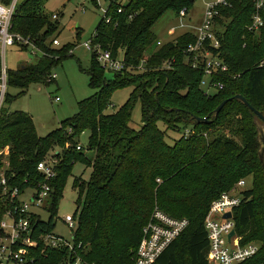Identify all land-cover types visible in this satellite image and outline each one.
<instances>
[{"label":"trees","instance_id":"16d2710c","mask_svg":"<svg viewBox=\"0 0 264 264\" xmlns=\"http://www.w3.org/2000/svg\"><path fill=\"white\" fill-rule=\"evenodd\" d=\"M108 1L112 20L106 23L102 18L94 42L114 57L123 56L126 67L112 71L108 79L91 54L89 84L97 92L79 101L78 112L45 136L39 135L28 112H11L7 106L31 84L56 81L54 67L74 55L69 52L76 44L50 48L54 44L52 40L48 45V39L58 25L42 12V0L19 1L13 17L12 31L31 37L42 55L16 69L6 66L7 87L20 88L16 96L6 90L0 107V150L10 148L8 183L21 190L43 184L46 179L38 163L51 153L60 158L57 176L50 181L53 192L47 208L51 216L48 222L37 223L38 242L29 251V264H66L78 256L86 264H134L142 229L155 207L190 222L157 264H209L204 221L210 205L250 176L253 185L242 191L245 198L235 209L234 219L240 243L259 240L261 250L255 260H264V168L258 155L257 116L236 98L215 114L223 100L237 94L264 114V26L259 34L247 29L255 10L253 0H231L232 6L222 9L218 18L220 57L228 70L214 77L224 87L211 95L201 87L202 67L188 62L186 49L195 41L194 32H185L146 55L157 42L154 27L160 18L169 10L177 15L183 8L189 11L195 0H128L121 13L116 0ZM168 61L170 68L165 67ZM2 66L0 54V82ZM124 86H134L129 99L116 112L107 113L112 91ZM137 101L142 111L139 129L131 126ZM187 129L193 131L189 136L184 135ZM85 130L90 132L88 148L95 151L92 158L76 149ZM168 131L180 133L173 144L166 139ZM77 161L92 172L88 181L74 180L79 189L74 248H52L38 235L53 231L64 185ZM3 166L0 155V172Z\"/></svg>","mask_w":264,"mask_h":264},{"label":"built area","instance_id":"2783aa9c","mask_svg":"<svg viewBox=\"0 0 264 264\" xmlns=\"http://www.w3.org/2000/svg\"><path fill=\"white\" fill-rule=\"evenodd\" d=\"M116 1L120 4L117 11L121 13L123 6L128 0ZM18 2L19 0H0V54L2 53L3 65L0 82V107L7 90V73L4 60L6 48L13 45H26L29 48L39 50L31 37H25L12 31L13 17ZM253 2L255 10L247 29L252 33L259 34L264 26V0H253ZM231 6V0H206L202 24L194 32L195 41L189 44L186 49L188 62L193 67H202L204 71L201 87L214 88L216 91L224 87L220 81L214 80L215 76L228 70V65L220 57V31L222 30L221 25L218 23V18L222 16V9ZM187 14L188 9L183 8L180 10L178 17L182 19ZM51 17L54 20L59 18L57 13L52 14ZM103 18L106 23L112 20V17L108 15V9L104 11ZM170 33H174V28L170 30ZM95 37L96 33L94 32L91 38L84 43V46L96 56L97 61L105 70H123L126 67L124 57H114L111 51L102 48L100 44L94 42ZM53 44L59 45L60 42L57 38H54ZM162 44L163 42L157 40V47ZM261 64L264 65V61ZM165 67L170 68L171 61L166 62ZM142 68L143 65L141 66ZM52 78L56 79L57 75L54 73ZM204 90L206 95L212 94L208 90ZM56 100H59V98ZM191 133L193 131L187 129L184 135L189 136ZM76 149L81 150L83 146L78 144ZM9 153V146L0 150V155L4 154V158L8 161V163H5V160H2L4 166L0 172V213L2 214L0 220V264H29L31 263L29 251L38 242L37 223L41 220L39 214L32 211V207L40 208L48 203L53 192V186L50 181L57 176V166L60 163V158L51 153L38 163L37 168L46 179V182L36 187H28L32 189L33 193L30 201L26 202L22 201L20 197L28 188L21 190L18 186H12L8 183L5 171L9 167ZM157 181L160 182L161 179L158 178ZM245 185V178L237 183L240 188ZM244 198L242 191H224L211 203L204 221L209 241V264H264V260H255L259 256L261 244L254 241L242 245L240 243L241 237L238 236L236 231L234 211L242 204ZM227 212L232 213L231 217H224ZM63 220L73 230L74 235V231L77 228L74 214L65 215ZM189 223L188 218L173 217L156 208L152 213L151 219L142 229L134 264H157L162 253L187 229ZM233 230H235V234L229 238V234ZM38 236V239H41L49 247L74 248L73 244L65 241L53 231L41 233ZM66 264L86 263L78 256L74 262Z\"/></svg>","mask_w":264,"mask_h":264},{"label":"rangeland","instance_id":"374dc122","mask_svg":"<svg viewBox=\"0 0 264 264\" xmlns=\"http://www.w3.org/2000/svg\"><path fill=\"white\" fill-rule=\"evenodd\" d=\"M205 2L206 0H195L188 14L182 19L172 10L167 11L154 27L157 40L166 43L176 39L185 32H196L198 26L202 24ZM109 4L108 0H42V12L58 25V28L49 37L48 45L54 38H57L60 44L49 45L50 48H61L68 43H74L76 46L69 52L70 54L73 53V56L64 58L54 67L53 73L57 75L56 81L48 85L41 83L31 84L23 95L13 99L7 106L11 112H28L33 117L40 136L47 135L57 129L63 120L73 117L78 112V102L97 92V89L91 87L89 84L88 71L92 66V52L84 46V43L96 31L98 24L104 16V11L110 6ZM54 13H57L59 16L57 20L51 17ZM173 28L174 33L171 34L170 30ZM156 48L157 45L155 44L147 51L146 55H150ZM41 55L42 53L37 49L30 47L28 50H22L18 45H13L6 48L4 60L7 68L16 69L24 62L36 61ZM50 55H54L55 58L60 57L58 54L50 53ZM106 76L108 79L112 78L113 72L106 70ZM203 88L210 93L216 92L214 88ZM133 89L134 86L115 88L110 96L111 105L106 112L114 113L119 110L127 102ZM7 92L16 96L20 92V88L8 86ZM57 98L59 100H56ZM141 117V102L137 101L134 104L131 120L133 128L139 129L141 127ZM259 123L262 125L261 121ZM158 125L161 129H165L163 122H159ZM89 135L90 132L88 130L83 131L78 142L83 146V153L92 158L95 155V151L88 148ZM179 137L180 133L168 131L166 139L170 144H173L175 139ZM4 157L3 154L2 160L8 163ZM91 172L92 168L87 167L80 161L74 164L72 174L67 178L64 185L57 214L53 221V232L71 244L74 243L73 230L64 222L63 218L67 214H75L78 209L79 189L74 186V180L77 177H81L83 180L88 181ZM245 179V186L240 188L236 184L229 191L239 192L252 187V176ZM160 182L158 181V183ZM32 193V189H26L20 197L21 200L30 201ZM48 206L49 202L46 206L40 208L32 207V211L38 213L42 221L48 222L51 216L47 208Z\"/></svg>","mask_w":264,"mask_h":264},{"label":"water","instance_id":"95a60500","mask_svg":"<svg viewBox=\"0 0 264 264\" xmlns=\"http://www.w3.org/2000/svg\"><path fill=\"white\" fill-rule=\"evenodd\" d=\"M233 98L241 100L257 116L256 124H257V128H258V139H259V143H260L258 155H259V159H260V161L263 165V168H264V114L261 111H259L258 109H256L253 105H251L242 94H237L234 97L223 100L218 105V107L215 109V114L218 115L220 113V111L222 110V108L225 106V104ZM196 120L197 121H204V122L209 121L208 117H204V118L196 117ZM260 121L262 122V125L259 123ZM231 215H232L231 212H227V213H225L224 217H231ZM234 234H235V230L231 231V233L229 234V238H231Z\"/></svg>","mask_w":264,"mask_h":264}]
</instances>
